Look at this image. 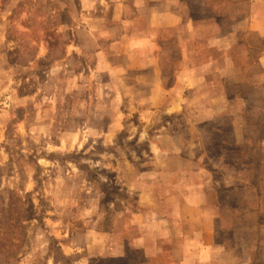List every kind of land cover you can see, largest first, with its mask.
<instances>
[{
    "label": "rangeland",
    "instance_id": "1",
    "mask_svg": "<svg viewBox=\"0 0 264 264\" xmlns=\"http://www.w3.org/2000/svg\"><path fill=\"white\" fill-rule=\"evenodd\" d=\"M99 1L0 0V264H124L94 256L93 231L127 221L189 172L193 164L162 158L177 152L210 159L201 165L222 181L220 199L235 210L230 225L244 241L237 264H264V41L232 52L248 83L219 84L231 98L238 90L248 98L242 118L258 125L259 138L239 145L222 116L215 123L225 129L205 140L203 125L184 129L197 119L188 110L144 117L120 79L105 84L95 73L93 32L114 14V0H101L98 18ZM199 138L201 146L191 144ZM223 159L241 173L233 184L225 185Z\"/></svg>",
    "mask_w": 264,
    "mask_h": 264
},
{
    "label": "crops",
    "instance_id": "2",
    "mask_svg": "<svg viewBox=\"0 0 264 264\" xmlns=\"http://www.w3.org/2000/svg\"><path fill=\"white\" fill-rule=\"evenodd\" d=\"M99 2L95 17L101 19L105 15ZM112 6L113 20L96 28L91 46L95 73L108 77L105 84L120 79L126 100L141 106L136 111L144 117L188 110L197 119L184 129L203 125L205 140L212 139L214 130L225 129L224 122L215 123L222 116L229 119L239 145L259 138L253 135L258 125L242 118L251 107L248 98L239 90L231 98L219 84L230 79L242 88L248 83L241 68L245 63L239 64L232 52L246 46L254 51V43L247 41H264V0H114ZM97 41L105 48L95 47ZM213 53H220L221 60ZM257 64L264 70V53ZM227 70L236 76H226ZM193 141L202 145L200 138ZM177 153L162 158L193 164L189 172H178L170 189L163 195L153 192L149 202L138 204L142 211L127 221L115 218L99 235L93 231L94 245L100 244L94 256L124 264H237L244 241L235 235L237 225H230L228 212L235 210L220 199L222 181L201 165L210 160L206 155ZM220 161L225 170L235 165ZM240 175L228 170L225 185Z\"/></svg>",
    "mask_w": 264,
    "mask_h": 264
}]
</instances>
